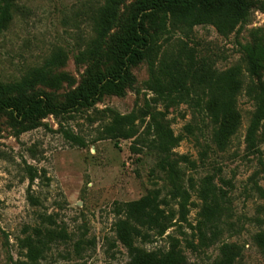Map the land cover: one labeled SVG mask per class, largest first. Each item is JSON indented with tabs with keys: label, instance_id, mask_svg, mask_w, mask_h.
<instances>
[{
	"label": "rangeland",
	"instance_id": "rangeland-1",
	"mask_svg": "<svg viewBox=\"0 0 264 264\" xmlns=\"http://www.w3.org/2000/svg\"><path fill=\"white\" fill-rule=\"evenodd\" d=\"M134 0H124L125 15ZM104 0H16L9 27L0 36V84H18L37 70L49 77L67 74L74 83L57 87L36 81L34 91L57 102L75 88L86 64L75 58L92 37L89 14ZM264 43V10L253 8L237 31L222 36L211 25L162 37L164 58L183 47L218 73L239 70L235 97L237 125L224 149L213 140L215 126L206 99L164 101L148 89L149 63L132 68L134 84L123 96L107 95L92 108L72 114L48 115L25 131L0 118V264H127L130 253L117 233L118 213L126 202L157 191L174 214L162 238L136 245L146 250L167 248L177 239L188 264H218L220 248L229 244L234 264H264L258 237L264 232V126L256 134L257 151L245 136L256 110V90L247 92L245 47ZM57 52L62 57L50 65ZM264 81V70L261 72ZM111 112L136 116L137 136L100 139ZM182 140L172 157L179 161L185 200L172 198L167 168L154 146L155 126ZM79 137L83 144L72 139ZM209 177L217 194L214 234L203 226L206 203L200 193ZM216 206V207H215ZM45 245L35 258L22 241Z\"/></svg>",
	"mask_w": 264,
	"mask_h": 264
},
{
	"label": "trees",
	"instance_id": "trees-1",
	"mask_svg": "<svg viewBox=\"0 0 264 264\" xmlns=\"http://www.w3.org/2000/svg\"><path fill=\"white\" fill-rule=\"evenodd\" d=\"M124 0H104L89 14L92 37L75 60L86 64L84 76L78 85L70 90L63 102H57L44 92H35L36 81L51 87L61 82L73 84L67 74L49 77L43 70L31 73L18 84H0V118L5 117L10 127L25 131L26 125H33L48 115L72 114L82 109L92 108L107 95L123 96L135 78L132 68L146 60L150 67L149 90L164 101H177L193 97L206 99L205 108L215 126L213 140L225 148L234 134L237 119L235 97L240 86L239 70L218 73L205 62H197L192 51L183 47L164 58L161 50L162 37L170 32L187 34L195 26L211 25L222 36L237 31L248 21L253 8L264 10V0H134L121 14ZM16 8V0H0V36L9 27ZM248 73L247 92L256 90V110L246 129L245 140L251 149L257 151L256 134L264 126V43L245 47ZM62 57L55 54L50 65ZM137 116L111 112L110 120L104 126L100 139H132L137 136ZM154 146L160 155V164L167 168L172 185V198L185 200L188 192L180 184L179 161L192 164L185 155L173 158L171 150L182 140L169 129L155 126ZM1 131V127H0ZM72 139L79 144L83 141L76 136ZM200 193L206 203L203 226L214 234L217 194L209 177L202 181ZM213 203V204H212ZM166 202L157 191H150L138 201L126 202L118 211L122 215L117 221V233L130 253L127 264H188L177 239H169L167 248L142 249L136 245L137 239L143 243L162 238L173 226L174 214L166 213ZM216 207V206H215ZM264 253V232L258 237ZM45 245L40 239L34 244L31 239L22 241L27 256L35 258ZM221 260L218 264H234L235 253L229 244L220 248Z\"/></svg>",
	"mask_w": 264,
	"mask_h": 264
}]
</instances>
